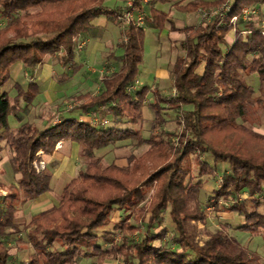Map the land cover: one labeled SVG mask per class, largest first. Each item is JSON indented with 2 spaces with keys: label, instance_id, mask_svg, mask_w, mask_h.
Here are the masks:
<instances>
[{
  "label": "trees",
  "instance_id": "1",
  "mask_svg": "<svg viewBox=\"0 0 264 264\" xmlns=\"http://www.w3.org/2000/svg\"><path fill=\"white\" fill-rule=\"evenodd\" d=\"M104 1L0 0V15L6 19L0 28V153L10 150L9 165L16 176L7 194H0V264L12 261L5 239L21 232L17 201L26 203L51 190L53 173L34 166L41 159L38 152L50 158L64 140L81 146L90 161L65 185L58 207L32 216L24 226L30 254L21 264H81L93 258L103 264L114 255L126 264H264L263 255L225 230L199 229V224L207 227L208 217L199 204L202 184L194 183L191 176L195 167L200 177L216 174L202 160L206 153L214 163H225L221 184L206 207L215 213H236L243 220L236 229L264 240V212L259 210L264 207V135L244 124L252 106H264V35L258 31L261 21L242 19L245 7H262L264 0H231L232 10L225 17L216 15L210 22L181 30L184 55L173 63L175 93L168 97L148 85L129 91L143 64L146 28L130 23L122 32V55L115 58L120 66L103 78L102 90L75 97L72 109L78 115L63 114L57 124L39 129L25 116L42 87L36 82L26 87L16 83L17 94L12 96L5 86L14 66L21 63L32 69L55 58L76 74L79 37L90 32L95 18L113 14ZM226 1H189L176 7L193 13ZM148 19L162 31L168 14L151 8ZM230 32H234L231 45L226 41ZM150 92L153 101L147 106L160 131L145 138L135 127H118L144 120ZM166 110L179 117L177 145L164 139L175 134L163 129ZM109 115L112 123L106 125L109 121L105 123L104 117ZM11 117L18 127L13 128ZM124 140H132L136 148L146 145L148 150L140 157L131 155L128 167L104 166L99 158L94 160L95 151ZM244 192L251 207L233 197ZM116 210L127 215L114 224V230L122 233L118 244L112 231L98 233L111 223ZM165 210L173 228L170 243L163 242L166 229L155 231L164 222ZM142 229V238L133 241L130 237ZM101 242L112 247L105 249Z\"/></svg>",
  "mask_w": 264,
  "mask_h": 264
},
{
  "label": "rangeland",
  "instance_id": "2",
  "mask_svg": "<svg viewBox=\"0 0 264 264\" xmlns=\"http://www.w3.org/2000/svg\"><path fill=\"white\" fill-rule=\"evenodd\" d=\"M208 1H216V0H208ZM225 3V2H223ZM223 3H219L217 5H214L213 7L219 6ZM258 8V12L255 16H250L247 18L246 21H264V6H256ZM110 13L113 11H119L116 8H108ZM144 16H145V42H144V55H143V64L140 66V72L143 71L145 68H153L156 66V64L160 63H167L164 65V69L169 72V79L170 85H165L162 88V95L165 97H168L173 94V78L171 74V69L173 66V63L177 56L184 54L183 49L181 48L180 42L185 37L184 32L181 30L180 33L174 34L169 40L170 45L168 46L165 41L166 38L164 36L163 44L161 46H158L156 44L157 40L161 39L162 37L158 36L160 34L159 30H156L152 27H148V20L144 8H141ZM204 9H210V8H202ZM123 10V9H122ZM120 10L119 12H122ZM199 10V9H198ZM196 11V16L193 15V19L195 22L199 20V24L201 22H206V16L203 13ZM209 10H206V12ZM184 15V14H183ZM114 13L109 14L108 17H111L114 19ZM183 17V16H182ZM185 17V15H184ZM189 17V16H188ZM188 17L186 19H188ZM113 19L107 18V31L109 32V36L112 37V39L118 41L117 43V49H113L114 52L116 51H122V49L119 50L120 43L122 41V31L120 32L118 29L117 24L113 21ZM182 19V18H181ZM185 19V20H186ZM6 19L2 18L0 15V28H3L6 25ZM117 22L122 25L121 21L117 19ZM174 27V26H172ZM171 27L172 31H176ZM243 25L240 26L242 28ZM176 29V28H175ZM96 32V30H94ZM165 33V32H164ZM91 36V35H90ZM230 39H234V32L229 33ZM99 37H94L92 35L90 37V44L89 47L96 43V40H98ZM78 44L81 43V40L78 39ZM165 44V45H164ZM164 45V46H162ZM93 49V48H92ZM92 49H90L92 51ZM112 49V48H111ZM96 50V49H95ZM96 52H99L96 50ZM114 52H106V56L104 59L101 60L99 63H86L83 68H79V71L77 72L80 77L76 78L73 82V88L75 87V91L79 90V92H84L85 90L89 89L90 93H98V88L100 84L102 83V80L105 76L110 75L112 72L118 69L120 66L119 62L115 58H111L112 55H115ZM53 59V62H58L55 58ZM99 57H95V60L92 62L99 61ZM76 61V57H75ZM83 62V61H81ZM18 65V64H17ZM14 66L12 70V79L9 81V83L5 86V90L12 93V96L17 94V91L14 89V86L16 83H19L22 85V87H26V84L30 81H34L39 78L37 75L35 77V73L31 72L26 65L19 64L18 66ZM79 65V64H77ZM91 68L93 76H87V68ZM81 69V70H80ZM72 69L70 67H65L63 71L60 72V70H56L54 76L52 77V80L49 81H43V86L41 93L37 96L35 99L36 102L33 103V105L30 108V112L25 116V118L34 123L39 129H43L44 127L57 124L59 122V117H61L63 114L65 115H78L77 111H73L72 107H74L76 100H75V92H71L69 85H71L72 77L76 74H73ZM34 73V74H33ZM81 75H83L81 77ZM87 76V77H86ZM64 81L62 80V78ZM69 77V78H67ZM71 77V78H70ZM87 80L90 79V84L87 86L86 78ZM41 78V77H40ZM66 78L68 80H66ZM247 81L253 82V78L246 77ZM58 80L60 83V88H57L55 86V82ZM63 81V82H61ZM137 82L134 83L130 89L131 92L139 89L141 86L145 84V82L142 80V72L139 73L137 77ZM153 87L156 86L155 83L152 84ZM78 87V88H77ZM57 88V89H55ZM68 89V91H67ZM82 90V91H81ZM62 91V93L58 92ZM78 92V91H77ZM41 95H43L41 97ZM259 95V94H256ZM153 99V95L150 97L148 96V99L146 100V105L149 99ZM22 105V104H21ZM262 108H258L257 105H254L251 107V110L247 116V121L244 123L248 128H252L256 132L264 135V130H262V127L264 126V114L260 115L259 110ZM153 114L146 106L144 108V120L137 124V125H131V124H123L118 125L120 128H127V127H135L139 129L142 132L143 137L148 138L151 133L157 134L160 129L156 127L155 120L153 118ZM164 117L167 121L166 125L164 126V130L168 131L169 133H175L171 136L165 135L164 139L169 142L171 145H177L178 143V133H180L181 129L177 123V119L179 118L176 112L174 111H167L164 112ZM85 120H94L92 117L84 118ZM104 119L109 121L106 125H111L112 118L109 115L108 117H104ZM168 119V120H167ZM15 122V121H14ZM14 128V127H13ZM180 129V130H179ZM148 150V146L144 145L140 148L135 147V142L132 140H124L119 141L114 144H110L107 147H104L100 150L95 151V158H99L104 166H108L111 164H115L119 167H128L130 165L129 163V157L131 155H135L136 157H140ZM41 159L40 161H36L34 163V166L37 169H44L48 168L53 173V179L51 183V190L39 198L35 200H30L26 203H23L22 201H17L16 203V219L17 222L20 224L21 232L18 234H14L9 236L5 239V243L7 247L10 250V253L12 255V261L10 264H21L20 262L27 261V257L30 254L28 241H27V230L24 228V226L30 221L31 217L34 215L39 214L40 212L44 210L51 209L53 207H58L60 205V198L61 193L65 187V185L70 182L73 178L77 177L79 170L84 168V166L90 161L88 157L83 155L82 148L78 144H72L70 141H60L56 146V152L52 156L51 160L49 159V156L45 155L43 151H39L37 154ZM11 157V152L8 149H4L0 153V194H7L8 190L10 189V186L15 183L16 176L11 173V168L9 165V159ZM202 160L207 163L211 168H213L216 172L214 176L205 175L203 177L198 176L199 169L198 167H195L191 176L194 183L200 182L202 184V191L199 196V204L201 205L202 209L205 211L206 216L208 217V223L207 227H204L202 224H199L198 227L201 231H203L205 228L214 232L220 229L225 230L227 233H229L231 236L235 237L237 241L249 248L250 250L257 251L261 255H263L264 260V240L261 235H254L250 232L243 231L236 229L239 225L242 223V217L237 215L236 213L229 212V211H221L218 213H215L214 210H211L210 208L206 207V203L208 202V198L210 195L213 194V192L219 188L221 184V176L226 171L227 166L225 163H214L213 158L210 154L206 153ZM151 194V192H150ZM237 198L239 201H245V203L251 207L252 204L250 202V198L248 197L247 193L244 192L240 196H233ZM226 207L229 206V204H224ZM261 212H264V207H260L259 209ZM164 216V222L162 226L158 229H155V231H162L163 229H166V237L164 238L163 242L170 243L173 240V228L172 223L169 220L168 217V211L165 210L163 212ZM127 217L126 213L122 210H116L113 212L111 217V223L106 226L105 228H101L98 233L100 234L101 231H104L103 229H108L109 231H112L113 235V241L114 243L118 244L120 243L122 239V233L119 230H114V224H117L118 222L124 220ZM226 226V227H225ZM142 231L135 233L130 238L133 241H139L142 238ZM205 236L202 234L200 237V243L202 242ZM103 247L105 249H110L112 247V244L101 242ZM157 245L161 246V242H157ZM136 263V261H134ZM81 264H97V258H93L90 260H84L81 262ZM103 264H126L123 260V258L120 255H114V256H108Z\"/></svg>",
  "mask_w": 264,
  "mask_h": 264
},
{
  "label": "crops",
  "instance_id": "3",
  "mask_svg": "<svg viewBox=\"0 0 264 264\" xmlns=\"http://www.w3.org/2000/svg\"><path fill=\"white\" fill-rule=\"evenodd\" d=\"M128 1H130V0H105L103 6L105 8H107V9L108 8H116V9H118L120 11V10H122L126 6V4H127ZM189 1H198V0H167V1L166 0H151L148 4H144L145 12H147L146 13L147 20L149 21L148 22V25H149L148 27H152V28L156 29L151 24L150 20L148 19V16H149V13H150V9L151 8L158 9V10L163 11V12H165V13L168 14V21L165 24V27L162 30V32H160V34L158 35L160 37L164 36L166 38L165 43L168 46L171 44L169 39L174 34L180 33L179 31L181 29H183L185 27H188V26H197L199 24V20L197 22H195L194 19H193V15L197 17L196 12H193V13L184 12V11L179 10L176 7V5H178V6H185ZM202 1H208V0H202ZM183 14L185 15V17H184ZM187 17H188V19H186ZM107 18L113 19V18L108 17L106 15H101V16L95 18L92 21L93 28L90 30V32L89 33H86L85 35H83L81 37H79V40H81V43L78 44V46L76 48V61H75V63L76 64H79V66L81 67V69L88 62L89 63H93V64L101 62V60L104 59L105 56L107 55L106 52H108V51L114 52V50L117 49V43H118V41L115 42V40L112 39V37L109 36L110 35L109 32H106L107 31L106 30L107 29V24H108L107 23ZM113 21L117 24L119 31L120 32L121 31L123 32L122 25H120L117 22L116 19H113ZM172 26H174L177 30L176 31H172L171 30V27ZM94 30H96V32H94ZM156 30H158V29H156ZM90 35L91 36L94 35V37H99V39L96 40V43L95 44H93V45H91L89 47V44H90V41H91L90 40V37H91ZM164 37H162V42H161V39L157 40L156 44L158 46H161V44H163ZM183 39L181 40L180 45H181ZM226 41H227V43L229 45H231L233 43L234 39H230V37L228 36L227 39H226ZM164 45H162V46H164ZM90 49H92V51ZM95 49L97 51H99V52H96ZM120 49H121V47L119 46V50ZM122 52L123 51H121V52L120 51L114 52L115 55H112L111 58L119 57L120 55H122ZM183 55L184 54H182L181 56H183ZM96 56L100 58L99 61L92 62L93 60H95V57ZM81 61H83V62H81ZM165 64H167V63L156 64V66L153 67V68H150V69L145 68V69H143V71H141L142 72V80L145 82L144 85L150 86L151 89H157V90H159L161 92V94L163 92L162 91V88L165 85H167V86L170 85V82L168 81V79H169V72L166 71V69H164V65ZM58 69L61 72V71H63L65 69V67H63L60 63L53 62V59L50 58V59H48L45 62V64H43L41 66H37V67L32 68V69L31 68L29 69L31 72H34L35 73V74L33 73L35 75V77L37 75L39 76L38 79H36V80H34L32 82H36L40 86H43V81L52 80V77L54 76L55 72H57L56 70H58ZM86 70H87V72L84 73V74H86L87 76H93L90 67L87 68ZM141 72L139 70V73H141ZM82 76L83 75H81V77ZM78 77H80V75L78 73L75 76H73L72 79H71L72 80L71 85H69L70 87H68V88H70L71 92H75V93H73V94H75V96H78L80 94H84V93L89 92V89L88 90H85L84 92L82 90H81L82 92H79L80 89L77 90L78 92L75 91L76 89H75V87L73 88V85H74L73 83L76 81L75 79L78 78ZM67 78H66V80H68ZM62 80H64V79L62 78ZM86 80H87V78H86ZM90 82H91L90 79H88L86 81L87 86H89ZM29 83H31V81ZM153 83L156 84L155 87L152 86ZM59 84L60 83L58 82V80H56L55 86H57V88H60V85ZM173 86H174V84H173ZM102 87H103V84L101 83L100 86H99V88H98V91L99 92L102 90ZM57 88H55V89H57ZM173 90H174L173 91V94H174L175 93V89H173ZM67 91H68V89H67ZM58 92L62 93V91H58ZM92 94L95 95V93H92ZM152 95H153L152 92H150L147 95V99H148V96L151 97ZM42 96L43 95H41V97ZM152 101H153V99L150 98L148 100L147 104L150 103V102H152ZM34 102H36V101H34ZM185 108L186 109H189L190 107L187 106ZM167 111H169V110H166L165 112H167ZM170 111H172V110H170ZM259 112H260V115H263L264 114V106L262 107V109L259 110ZM84 118L87 119V116H84ZM10 121H11V125L13 127L16 128V127L19 126V123L15 121L14 117H11L10 118ZM262 130H264V126L262 127ZM64 141H70V140H64ZM70 142H72V141H70ZM72 144H77V143L72 142ZM51 159H52V157H50L48 160H51Z\"/></svg>",
  "mask_w": 264,
  "mask_h": 264
},
{
  "label": "built area",
  "instance_id": "4",
  "mask_svg": "<svg viewBox=\"0 0 264 264\" xmlns=\"http://www.w3.org/2000/svg\"><path fill=\"white\" fill-rule=\"evenodd\" d=\"M151 0H130L127 2L126 6L123 8L122 12L113 11L114 15H117V19L122 23V29L124 30L130 23H133L137 26H144L145 24V16L141 8H144V4H148ZM206 10H209L206 12ZM232 10L231 0L226 1L225 3L211 7L210 9H202L199 8L198 12L206 16V22H210L212 18L216 15H222L225 17L227 13ZM258 12V8L256 6H247L242 10V19L247 20L250 16H255ZM236 18H232L231 22L235 23ZM258 31L264 35V21H261L258 26ZM137 82V81H136ZM135 82V83H136ZM132 87V86H131ZM129 87V91L131 89ZM107 123V120L104 121ZM2 192V190H0Z\"/></svg>",
  "mask_w": 264,
  "mask_h": 264
}]
</instances>
